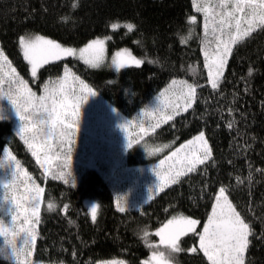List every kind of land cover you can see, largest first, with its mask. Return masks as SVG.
<instances>
[{
    "label": "trees",
    "instance_id": "trees-1",
    "mask_svg": "<svg viewBox=\"0 0 264 264\" xmlns=\"http://www.w3.org/2000/svg\"><path fill=\"white\" fill-rule=\"evenodd\" d=\"M193 15L196 24L189 23ZM112 23L121 27L114 30ZM128 23L134 25L131 32L124 27ZM21 35H43L74 46L106 36L110 53L127 48L142 57L143 63L117 71L108 63L91 68L69 57L45 65L33 78L19 48ZM203 39V13L196 12L192 0H0V49L37 96L43 95L44 84L63 77L67 65L98 92L104 104L130 122V116L170 80L183 78L198 86L192 108L155 128L150 139L172 141L176 147L203 131L212 149L213 161L198 165L195 172L164 187L140 208L121 213L117 197L123 199L128 186L121 173L123 166L116 165L115 159L104 160L98 167L87 163L88 147L99 144L100 139L78 126L70 168L58 169L57 161L52 165V172L71 171L76 180L72 187L71 180L65 184L53 179L52 172L45 173L40 167L32 150L17 135L20 120L14 107L6 97L0 98V159L10 146L20 165L45 189L36 226V259L54 264H96L122 258L129 264H143L155 250L149 245L158 244L155 230L160 225L173 215L203 222L214 195L224 186L255 234L250 238L245 264H264V30L257 29L234 46L217 90L211 88L203 66ZM8 91L5 83L0 94ZM132 150L121 157L123 163L133 164ZM49 203L55 205L54 211L48 209ZM93 205H99L95 221ZM180 246L184 251L168 254L171 260L208 264L202 252L188 251L198 246V238L194 240L189 234ZM160 250H164L162 246Z\"/></svg>",
    "mask_w": 264,
    "mask_h": 264
},
{
    "label": "snow or ice",
    "instance_id": "snow-or-ice-1",
    "mask_svg": "<svg viewBox=\"0 0 264 264\" xmlns=\"http://www.w3.org/2000/svg\"><path fill=\"white\" fill-rule=\"evenodd\" d=\"M192 6L196 12L203 13V66L207 69V80L211 88L217 90L223 82L224 70L233 54L234 46L251 37L257 29L264 30V0H218L214 4L208 0H192ZM196 22V16L189 18V23ZM120 27L118 23L111 24L114 30ZM124 27L131 32L134 25L128 23ZM18 44L23 59L31 66L33 78L37 77L38 71L45 65L69 57L83 61L91 68H100L106 60L105 41L102 39H93L77 49L63 46L43 35H21ZM128 60L136 66L142 63L127 50H123L115 52L111 64L119 71L126 67ZM5 83L8 84L9 91L6 95L0 94V98L6 97L14 107L16 115L22 121L17 135L32 150V155L36 157L40 167L45 173L52 172L55 160L58 169L70 168L71 145L79 131L81 105L96 92L65 65L63 77L44 84L43 95L37 96L29 88L27 81L18 76L5 52L0 50V88ZM197 87L187 81L173 79L169 87L160 93L159 104L154 110L159 116L152 128H158L162 122L167 123L181 111L186 112L192 108ZM2 118L0 116V119ZM121 127L127 133V122ZM228 127L231 128L232 125L229 124ZM128 147H133L130 138ZM153 154L154 151L149 149L148 155ZM61 155L64 156L63 160L60 159ZM208 161H213L212 149L205 139V133L200 131L198 135L172 151L166 159L161 160L160 170L154 168L159 179L156 188L162 190L169 184L179 183L181 176L195 172L198 165H205ZM5 163L14 165V171L12 179L3 184V199L12 205L10 223L0 219V237L4 238L9 250L4 254V258L14 260V264H32L30 257L37 239L36 224L40 220L42 194L45 189L38 186L26 171L21 170L19 161L7 148L4 149V158L0 159V167ZM52 178L63 180L65 184L71 180L72 187L76 186L71 171L52 172ZM18 181L25 184L24 191L27 195L23 197L14 194ZM120 199L117 197V208L119 212L124 213L128 211L126 201L121 203ZM64 208L67 209L68 205L65 204ZM48 209L54 211L55 205L49 203ZM98 209L99 205L91 207L93 221L96 220ZM200 224L198 219L173 215L155 232L159 244L149 245L155 250L143 264H172L170 256L166 253L184 251L180 246L181 241L189 234L194 240L198 238V246L188 251L202 252L208 264H245V253L251 243L250 238L255 234L242 213L229 200L226 187H219L218 193L214 195L211 212L207 215L202 230L198 227ZM148 235L145 231L144 237L147 238ZM18 239L22 240V243L18 244ZM161 246L165 251L158 250ZM0 254H3V250H0ZM105 264L124 262L111 260Z\"/></svg>",
    "mask_w": 264,
    "mask_h": 264
},
{
    "label": "rangeland",
    "instance_id": "rangeland-1",
    "mask_svg": "<svg viewBox=\"0 0 264 264\" xmlns=\"http://www.w3.org/2000/svg\"><path fill=\"white\" fill-rule=\"evenodd\" d=\"M216 1L218 2V0ZM46 38L53 39L50 37H46ZM93 39H102L105 41V48H106L105 63H108L113 69H115V67L112 66L111 60L115 52L117 51L127 50L132 57L141 60L143 63L142 57L134 54L130 49L127 48L119 49L113 53H110L108 51V43H107L108 38L106 36H100ZM91 40H89L88 42H90ZM56 41L58 43H61L63 46L75 47L77 49H79L80 47H84L88 43L87 42L81 46H74V45L64 44L58 40ZM132 65L134 66L135 64L132 63L131 60H128L126 66H132ZM30 71H31V66H30ZM173 79L178 81L179 80L186 81L183 78H173ZM172 80H170V82L155 97H153L148 103H146L143 107H141L134 115L130 116V122L128 121V118L121 115L111 105L107 103L104 104L103 101L105 100H100L98 92L91 86L89 87H91L93 91L96 92L95 95H97L98 97L96 99L94 98L92 99L91 96H89L87 101L81 105V109H80L81 116L79 120V127L88 130L91 133L90 135L92 138L100 139L99 144H103L102 146H100L99 144H95L90 148L88 147L89 149L88 159H87L88 166L98 167L99 163L103 162L104 160L109 162L111 161L114 162V159L116 165L123 166V169H125L126 172L123 171L121 173L124 174L128 186L126 189L125 197H123V199L121 200L123 202L126 201L127 209L140 208L145 203L150 201L155 196V194H157L160 191L159 189L156 188V186L159 183V179L154 172V168L160 170L159 169L160 161L166 159V157H168L172 151H175V149L180 146L179 145L173 147L174 143L172 141L156 142L150 139V133L155 130L152 128V125L155 124L156 119L159 116V114L154 110L159 104L160 93L164 91V89L169 87ZM99 104L100 106H98ZM125 122H127L128 124L127 133H125V131L121 127V125L125 124ZM21 125H22V121H19V123L17 124V131H19ZM142 128L144 129V131H141ZM105 130L106 132H103ZM129 138L132 139L133 141L132 151L135 158L133 164L123 163V159L121 158L123 157L124 154L127 155L128 150H130V148H128ZM164 145H168L169 147L165 148L163 147ZM6 148L10 151V146H6ZM149 149L154 151V154L151 156L148 155ZM156 149H161V150L155 151ZM11 154L12 156L15 157V155L12 152ZM3 158H4V154H3ZM15 159L17 160L16 157ZM41 159H43V156H41ZM55 164L56 161L54 160L53 165ZM19 166L22 171H26L28 175L32 177V180L35 181V183L41 187L39 182L25 168H23L20 165V163ZM13 171H14V165H11L9 163H5L3 167H0V219L4 220L5 223H10L11 221L12 205L10 204V202L5 201L3 199V184L7 183L12 179ZM24 189H25V184L20 183L18 181V187L15 190L14 194L17 195L18 197H23L27 195ZM149 196H151V199H149ZM229 200L232 202L230 197ZM188 217L193 219H198L191 216ZM206 220L207 218L203 222L200 220L201 224L198 226L200 230H202V225L203 223L206 222ZM17 223L19 224V221ZM164 223H166V221ZM161 226L162 225H160L159 227ZM159 227L155 231H157ZM19 243H22V240L18 239V244ZM157 243L159 244V239ZM162 249H164L163 246ZM0 250H3V254H0V264H14V260L4 258V254H6L9 250L7 249L3 237H0ZM164 250H160V251H164ZM153 251L154 250H152L151 252V256ZM34 253H35V247L33 248L32 255L30 257L32 264H54V263L43 262L36 259ZM166 254L168 255L170 253H166ZM151 256H149L145 260H149ZM111 260H121L124 262V264H129L126 260L122 258L102 260V261H98L96 264H105L106 261H111ZM58 264H65V263H58ZM172 264H179V263L172 260Z\"/></svg>",
    "mask_w": 264,
    "mask_h": 264
},
{
    "label": "clouds",
    "instance_id": "clouds-1",
    "mask_svg": "<svg viewBox=\"0 0 264 264\" xmlns=\"http://www.w3.org/2000/svg\"><path fill=\"white\" fill-rule=\"evenodd\" d=\"M194 31V30H193ZM140 230H143L142 228Z\"/></svg>",
    "mask_w": 264,
    "mask_h": 264
}]
</instances>
